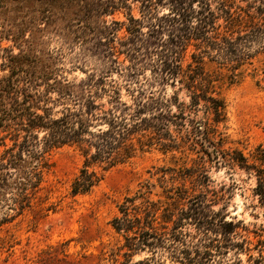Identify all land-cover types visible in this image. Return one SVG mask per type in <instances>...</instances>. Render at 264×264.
I'll use <instances>...</instances> for the list:
<instances>
[{"label": "trees", "instance_id": "16d2710c", "mask_svg": "<svg viewBox=\"0 0 264 264\" xmlns=\"http://www.w3.org/2000/svg\"><path fill=\"white\" fill-rule=\"evenodd\" d=\"M136 3L139 17L133 13ZM161 3L168 12L158 15ZM122 8L126 21L113 17ZM122 27L127 35L119 37ZM48 34L78 46L95 42L105 57H114L111 62L119 77L113 78L108 70L89 72L80 79L63 76L57 58L45 47ZM150 35L166 48L155 53L159 79L171 78L173 87L185 89L187 102L180 101L176 92L171 97L155 94L139 79L140 57ZM253 43L264 50V0H0V225L32 207L52 166L51 151L71 146L79 152L82 164L69 192L88 194L108 169L128 163L152 146L171 151L172 143L163 141L172 142L170 124L184 129L187 139L197 137L215 165L230 161L254 171V193L264 207V144L256 146L251 162L240 150L222 147L228 138L226 102L216 79L205 69L207 62L216 63L230 72L231 80L240 78L251 63ZM116 53H124L130 64L123 65ZM199 110L200 118L191 117ZM161 171L163 196L170 201L166 206L159 204L160 198L144 196L153 185L146 181L123 197L118 214L110 220L122 238L117 247L125 256L121 264H164L155 257L131 262L145 248L154 255L158 249L167 251L172 259V235L179 246L186 245L179 230L185 218L194 221L201 237L190 244L193 257L182 261L175 256L181 264H211L213 249L217 253L230 246L242 249L244 240L233 241L235 229L244 227L242 221L226 220L208 203L205 164L179 168L182 182L175 188L172 173L167 175L172 168ZM172 192L176 201L188 198L191 204L181 207L175 220L169 205ZM177 249L174 246L173 251ZM262 259L254 262L263 264ZM228 264H241V260Z\"/></svg>", "mask_w": 264, "mask_h": 264}, {"label": "rangeland", "instance_id": "374dc122", "mask_svg": "<svg viewBox=\"0 0 264 264\" xmlns=\"http://www.w3.org/2000/svg\"><path fill=\"white\" fill-rule=\"evenodd\" d=\"M162 3L156 8L155 13L158 15L168 12V7ZM139 5L132 4L136 17L140 16ZM125 11L122 8L113 17L126 21ZM146 30L145 25L143 31ZM163 32L166 34V30ZM117 35H127L125 28L122 27ZM47 41L45 47L57 58L55 61L63 76L80 79L89 72L108 70L113 78L119 77L115 64L111 62L114 57H105L102 47L96 46L95 42L78 46L54 34H48ZM7 44L2 43L3 46ZM144 44L146 48L142 51L145 54L140 57L139 74L143 86L155 91V94L163 92L165 97H171L176 92L180 101L187 102L185 89L178 90V84L173 87L171 78L159 79L161 72L155 65V53L166 48L159 47L152 35L147 36ZM251 51V63L246 64L242 76L236 80L230 79V72L226 68H219L216 63L205 64L206 71L216 79V88L226 102L227 122L224 131L228 138L222 147L240 150L249 162L256 146L264 144V50L259 47V43H253ZM115 56L123 65L130 64V58L124 53H116ZM186 60H191L189 53ZM122 94L124 99H128L124 89ZM201 114L199 110L191 117L198 119ZM169 130L172 142L168 139L163 141L172 143L171 151L164 152L158 145L152 146L128 163L108 169L99 184L88 194L72 196L69 192L70 181L82 164L79 152L71 146L51 151L48 157L52 166L44 176L43 187L32 207L12 222L0 225V264H121L125 256L117 247L122 243V238L110 224L112 217L118 214L117 204L126 194H133L140 184L149 181L153 185L150 193L146 192L144 196L153 200L160 198L162 201L159 204L166 206V202L170 201L163 196L165 183L159 180L161 169L172 168L167 175L172 173V187L175 188L182 182L177 176L178 169L197 166L199 163L205 164L207 168V200L211 209L219 211L228 221L241 220L244 226L236 228L237 234L233 235V241H245L242 249L230 246L228 251L223 250L222 253L213 249L211 264H228L235 258H240L241 264H256L254 259H260V256L264 264V207L260 206L258 196L254 193V171H247L230 161L225 165H215L208 160L206 148L197 137L191 135L187 139L184 129H178L173 124H170ZM185 184L188 188L192 186L188 178ZM172 196V205H169L172 208V220H175L179 216V209H187L191 204L188 198L176 201L173 192ZM179 230L183 233L186 245L179 246L172 235V259L167 251L158 249L154 255L145 248L133 255L131 262L155 257L164 264H181L176 255L182 261L188 260L186 257H193L190 244L198 243L200 230L192 219L186 218ZM173 231L172 228V234ZM208 235L213 237L214 233L209 232ZM174 246L178 247L176 251H173Z\"/></svg>", "mask_w": 264, "mask_h": 264}]
</instances>
